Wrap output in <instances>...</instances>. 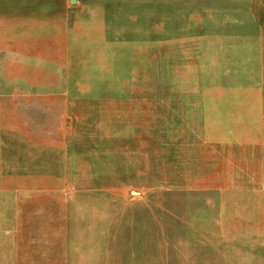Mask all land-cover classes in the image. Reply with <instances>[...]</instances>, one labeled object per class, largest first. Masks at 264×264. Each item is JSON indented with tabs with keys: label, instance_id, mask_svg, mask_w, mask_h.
I'll use <instances>...</instances> for the list:
<instances>
[{
	"label": "rangeland",
	"instance_id": "1",
	"mask_svg": "<svg viewBox=\"0 0 264 264\" xmlns=\"http://www.w3.org/2000/svg\"><path fill=\"white\" fill-rule=\"evenodd\" d=\"M0 264H264V1L0 0Z\"/></svg>",
	"mask_w": 264,
	"mask_h": 264
},
{
	"label": "crops",
	"instance_id": "2",
	"mask_svg": "<svg viewBox=\"0 0 264 264\" xmlns=\"http://www.w3.org/2000/svg\"><path fill=\"white\" fill-rule=\"evenodd\" d=\"M264 1V0H263Z\"/></svg>",
	"mask_w": 264,
	"mask_h": 264
}]
</instances>
